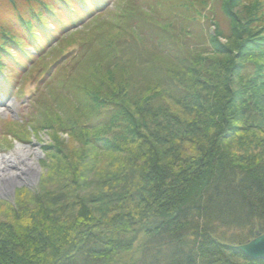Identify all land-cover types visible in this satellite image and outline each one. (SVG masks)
Returning <instances> with one entry per match:
<instances>
[{
    "label": "trees",
    "instance_id": "trees-1",
    "mask_svg": "<svg viewBox=\"0 0 264 264\" xmlns=\"http://www.w3.org/2000/svg\"><path fill=\"white\" fill-rule=\"evenodd\" d=\"M8 2L13 17L0 26V78L10 64L20 84H34L31 98L42 95L35 132L71 135L82 157L86 148L123 162L146 158L147 167L119 192L111 186L125 178L123 168L98 177L94 183L106 189L92 198L68 201L67 190L57 200L63 214L83 209L66 224L52 214L0 223V264H264L236 247L264 233V0ZM110 20L121 32L114 44L102 35ZM98 65L101 73L125 71L127 85L113 77L107 91L94 92L88 78ZM52 105L72 106L71 117L48 114ZM222 125L232 136L239 129L262 136H238L242 151L218 156ZM196 134L219 144L215 153L196 150L203 163L195 185L184 186L188 178L173 173L170 161L160 165L155 149L175 160L176 143ZM42 222L55 232L38 241ZM139 243L140 256L126 259Z\"/></svg>",
    "mask_w": 264,
    "mask_h": 264
},
{
    "label": "rangeland",
    "instance_id": "rangeland-1",
    "mask_svg": "<svg viewBox=\"0 0 264 264\" xmlns=\"http://www.w3.org/2000/svg\"><path fill=\"white\" fill-rule=\"evenodd\" d=\"M104 1V5H109L112 0ZM17 3H22V0H17ZM8 17H13L10 4L8 0H0V26L8 21ZM108 24H110V27H103L102 35L110 40L108 41L109 43L111 42L114 44L121 32L118 26H116L115 21L111 24L110 20ZM222 42L225 43V41ZM259 62L264 64L262 60H259ZM100 65L106 69L103 62ZM100 65L97 67L98 72L95 70L90 72L89 78L86 74L84 75L85 78L89 79V83H94V88H91L94 92L95 89L98 90V88H101V91L104 89L107 91L106 88L108 86L111 87L107 80L110 81L113 77L117 79L115 82L122 81L125 83H123L124 85H127L124 81V77L121 78V76L126 73L125 71V73H121L120 71L101 73L102 70H100L101 72L99 71ZM4 70V75L7 76H2L0 78V155L3 157L0 160V162L3 163V167L0 169V223H9V221L13 220L18 224L21 222H29V220L32 222L33 220L37 221L38 218H42L44 215L49 216L52 214L55 215L53 217L57 223L66 224L74 215H79L83 207L73 208V211L63 214L62 206L58 204L57 201L58 199L61 200L62 195L67 196L72 194V197H67L68 201L73 197L77 199V197H80L79 195L82 194L86 196L90 194L89 197L92 198V195L97 191H104L103 189H106L104 185L105 182L96 185L94 181H97V179L99 180L100 178L98 177L102 178V175L107 176L110 173H116L115 175L118 176L121 174L120 171L122 168L125 169L126 176L123 179H117L113 182L111 186L113 192L124 190L129 184L132 185L137 182L138 172L147 167L146 164H143L146 158L142 159L143 161L139 159L133 163L128 161H126V163L123 162V159L119 161V158L114 157L113 154L90 153L91 151H87L86 148L85 152H87L89 156L82 157L84 155V149L71 135L62 133L57 129H43L41 131H39V129L35 132L36 128L34 129L33 126L36 124V120L39 121L41 117V105H39L40 102L37 103V101L42 100L41 98L43 97L37 94V97L34 99V84L32 82L28 83L29 81L20 84L18 74L13 71L10 64H7ZM83 74L82 72L81 78ZM118 77H120V79H118ZM79 80L82 82L81 79ZM16 89H19V94L16 93ZM32 94L33 97L31 98ZM49 102L51 107V101ZM259 106L264 109V104L261 102ZM259 106H254V109L260 111L262 114L263 110L258 109ZM45 108L46 106L44 109ZM53 109L54 111L48 110V114L53 113L52 115H55V117L60 116L61 120H66V118L68 119L71 117L70 112L72 111V106L69 108L67 106L63 107L57 105L56 107L54 106ZM64 115L66 116L63 117ZM83 116L78 118L83 120L85 119ZM12 122H17L16 125L18 126L12 125ZM223 125L221 127H223V131L225 130L223 134L225 141L217 148V152H219L218 156L221 152L223 154V150L226 149L231 151L232 155L235 156L237 152L240 153V151H242L240 148L241 146H239L240 142H236V137L238 136L251 140L262 136L260 133L254 135L252 133H246L243 129L235 130L236 133L233 130L235 136H232L229 130L228 132L226 131L228 127H224ZM191 136H195V140L176 143L178 149L176 151V148H174V151L177 153L175 154V160L174 156H170L171 159L166 156L161 147L156 148L154 154L160 165L164 162L167 163L166 161H170V170L182 176V178H184V176L186 179L188 178L183 184L186 186L191 183L190 187L195 185L194 183H196V181L194 180L195 182H192L191 179L196 177L200 172L199 169L204 159L203 157H199V153H196V150L204 152L203 149H205L207 150L206 152H209L211 149L209 153H215L213 152L215 149L214 147H217L219 144V142L213 140V142H208V139L200 140L197 134ZM208 143L209 148L206 149ZM259 151L262 153H259L261 154L260 156L264 157V145L260 147ZM140 155L139 153V156ZM9 157L14 159L13 164H5L6 158ZM181 157L186 159L185 164H180L183 162V158L181 159ZM131 159L133 161V158ZM180 159L181 161H179ZM26 170H29V172H26ZM181 172L184 175L181 174ZM8 182H11V184H9L7 189L6 186ZM67 190H69V194H66ZM169 194L170 192H168L166 196H169ZM163 199L160 200L164 201ZM86 201L89 200L80 199V202L83 204L87 203ZM88 208L93 210V207ZM154 213L155 211L153 212V210L150 212V214H152L151 217L156 224L160 223L161 217L155 216ZM110 214H113V212L109 211L107 217ZM38 221L41 220L39 219ZM42 223H39V226L43 227L45 233L41 234L39 237L37 236L38 241H43L46 238L45 235L53 233L54 231V229L51 231V228H47L45 223L41 225ZM35 224L37 223L35 222ZM46 228L47 230H45ZM138 242H140V240H138ZM138 245L141 246L140 243L137 244L132 251L128 252L129 257L126 259H131L132 257L135 259L140 256L141 250L139 252Z\"/></svg>",
    "mask_w": 264,
    "mask_h": 264
},
{
    "label": "water",
    "instance_id": "water-1",
    "mask_svg": "<svg viewBox=\"0 0 264 264\" xmlns=\"http://www.w3.org/2000/svg\"><path fill=\"white\" fill-rule=\"evenodd\" d=\"M237 249L249 259H264V234L256 232L251 241L244 245L237 246Z\"/></svg>",
    "mask_w": 264,
    "mask_h": 264
},
{
    "label": "bare ground",
    "instance_id": "bare-ground-1",
    "mask_svg": "<svg viewBox=\"0 0 264 264\" xmlns=\"http://www.w3.org/2000/svg\"><path fill=\"white\" fill-rule=\"evenodd\" d=\"M20 154H22V153H20ZM3 157L0 155V160L2 159ZM13 160L14 159H12V157H9V158H6V161H5V164H13L14 162H13ZM3 167V163H1L0 162V169ZM26 172H29V170H26ZM9 184H11V182H8L7 183V186H6V188L8 189V186H9ZM244 255V254H243ZM245 256V255H244ZM260 260H262V259H260Z\"/></svg>",
    "mask_w": 264,
    "mask_h": 264
}]
</instances>
